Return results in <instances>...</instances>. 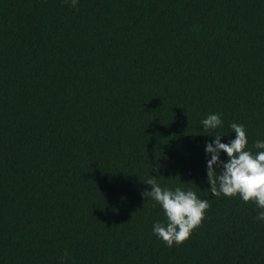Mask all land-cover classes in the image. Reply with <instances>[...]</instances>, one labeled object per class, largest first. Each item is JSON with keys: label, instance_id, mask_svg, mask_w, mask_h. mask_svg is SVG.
Wrapping results in <instances>:
<instances>
[{"label": "trees", "instance_id": "trees-1", "mask_svg": "<svg viewBox=\"0 0 264 264\" xmlns=\"http://www.w3.org/2000/svg\"><path fill=\"white\" fill-rule=\"evenodd\" d=\"M216 113L258 151L264 0H0V264H264L256 205L208 190ZM153 176L211 204L183 244Z\"/></svg>", "mask_w": 264, "mask_h": 264}, {"label": "clouds", "instance_id": "clouds-1", "mask_svg": "<svg viewBox=\"0 0 264 264\" xmlns=\"http://www.w3.org/2000/svg\"><path fill=\"white\" fill-rule=\"evenodd\" d=\"M77 4L78 0H71L73 8ZM223 124L219 113L209 114L201 121L203 131L215 136V140L209 142L205 149L210 156L207 161V182L211 187L208 190L214 197H239L245 203L255 204V219L264 222V140L255 141L253 148L258 151L254 152L249 148L245 126L233 122L229 127L236 134L235 139L222 143L224 134L216 130ZM222 152L227 154V160H221ZM144 183L150 185L151 190L143 192L142 196L159 204L166 217L165 222L154 223V234L168 247L188 241L195 230L202 226L211 207L210 202L201 199L191 189L162 187L155 176Z\"/></svg>", "mask_w": 264, "mask_h": 264}]
</instances>
